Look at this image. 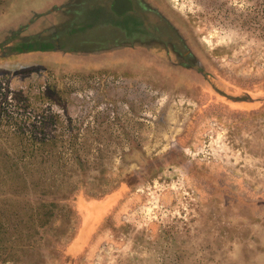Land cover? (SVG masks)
<instances>
[{
	"label": "rangeland",
	"instance_id": "obj_1",
	"mask_svg": "<svg viewBox=\"0 0 264 264\" xmlns=\"http://www.w3.org/2000/svg\"><path fill=\"white\" fill-rule=\"evenodd\" d=\"M134 1L0 0V264H264V0Z\"/></svg>",
	"mask_w": 264,
	"mask_h": 264
},
{
	"label": "flooded vegetation",
	"instance_id": "obj_2",
	"mask_svg": "<svg viewBox=\"0 0 264 264\" xmlns=\"http://www.w3.org/2000/svg\"><path fill=\"white\" fill-rule=\"evenodd\" d=\"M130 1L132 8L130 12H132L139 21H142L143 23L146 22V25H144L148 27V31L152 34V36L156 40L165 39V41H170L167 37L169 34L173 33V30L170 21L165 17V15L159 14L149 3L146 5V2H144L145 6L143 3L142 5L138 2L136 3L134 0ZM177 40H179L178 37L170 42H174L176 44Z\"/></svg>",
	"mask_w": 264,
	"mask_h": 264
},
{
	"label": "water",
	"instance_id": "obj_3",
	"mask_svg": "<svg viewBox=\"0 0 264 264\" xmlns=\"http://www.w3.org/2000/svg\"><path fill=\"white\" fill-rule=\"evenodd\" d=\"M121 5H127L128 7H131V2L129 0H121Z\"/></svg>",
	"mask_w": 264,
	"mask_h": 264
}]
</instances>
